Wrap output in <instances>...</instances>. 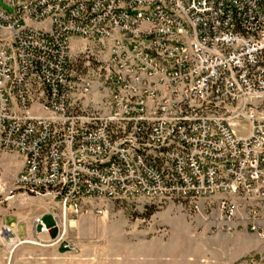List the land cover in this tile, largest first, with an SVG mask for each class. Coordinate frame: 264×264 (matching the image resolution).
<instances>
[{"label":"built area","instance_id":"obj_1","mask_svg":"<svg viewBox=\"0 0 264 264\" xmlns=\"http://www.w3.org/2000/svg\"><path fill=\"white\" fill-rule=\"evenodd\" d=\"M1 1L0 147L23 156L14 187L60 205L24 236L3 224L6 247L53 229L62 243L96 198L221 195L220 229L264 237V116L251 105L264 96V0ZM92 93L102 114L83 108Z\"/></svg>","mask_w":264,"mask_h":264},{"label":"rangeland","instance_id":"obj_2","mask_svg":"<svg viewBox=\"0 0 264 264\" xmlns=\"http://www.w3.org/2000/svg\"><path fill=\"white\" fill-rule=\"evenodd\" d=\"M0 6L9 9L1 0ZM0 34L5 36L1 31ZM76 44V40L72 39L71 47L73 50L76 48ZM72 60L76 73L82 71L84 76L91 77L92 64L86 58L78 59L74 55ZM81 100L86 112L102 114L106 111L105 99L98 95L92 93L83 96ZM251 102L258 114L264 116V96L251 98ZM217 113H223V110H218ZM234 129L237 134L243 135L248 132L249 124L247 120L240 119ZM22 163V155L16 151L4 150L0 147V229L4 222L10 224L19 221V232L24 236V219L29 221L35 214L46 211L59 214L60 205L52 195L32 196L14 187L12 184L13 178L20 170ZM221 199V195L201 197L197 200L176 197L162 199L145 197L90 199L85 201V206L90 210L66 223L63 238L66 241L75 243L77 251L69 250L70 252L55 257L51 254L49 248L42 246L52 244V242L42 239L39 241V239L32 236L29 238L33 242L8 248L0 235V264H80V259L83 260V264H91L90 246L92 244L121 242L124 237L127 239L136 238L137 235L147 234L148 232L150 234L152 232L160 233L159 236H164L163 232H166L167 239H171V241L185 245L193 244L197 240L206 239L210 226L205 221L214 222L212 228H215L218 223H222L219 220L220 211L218 209ZM239 201L245 203V200ZM194 204L198 208L195 209ZM96 207L102 208L104 213L94 212L93 209ZM240 210L242 211L241 208ZM48 215L50 214L43 213L44 219ZM239 228L245 229L244 226H239ZM221 242L226 251H230L226 252L228 258L235 255L240 250V246L249 248L254 243L250 239H244L240 244H234L227 240ZM62 243L54 244L61 245ZM258 255L259 259H262L261 263H264V251Z\"/></svg>","mask_w":264,"mask_h":264},{"label":"crops","instance_id":"obj_3","mask_svg":"<svg viewBox=\"0 0 264 264\" xmlns=\"http://www.w3.org/2000/svg\"><path fill=\"white\" fill-rule=\"evenodd\" d=\"M22 165L23 163L20 168ZM43 213L51 215L52 212L46 211L35 215ZM47 217L45 218L46 221L50 222ZM31 218L29 221L23 220L25 226L26 223H31ZM205 222L209 223L210 226L205 240H197L193 244L185 245L167 239L166 232H163L164 236H159L160 233L152 232L150 234L148 232L147 234L137 235L136 238L127 239L124 237L121 242L92 244L90 246V262L91 264H264L261 263L262 259L258 257V254L264 251L263 237L256 236L255 233L246 229L228 232L220 229L218 227L219 223L215 228H212L214 222ZM4 224L8 223L4 222ZM14 224H18L19 228V221ZM55 233L56 230L53 229L49 234H43L39 237L44 241H49L50 237L54 236ZM244 239H250L254 242L253 245L249 248L240 246V250L235 255L230 258L226 257V252L230 251H226L221 241L227 240L234 244H240ZM42 246L49 248L51 254L55 257L70 252L65 248L64 243L61 245L45 244ZM79 261L80 264H83L82 259Z\"/></svg>","mask_w":264,"mask_h":264},{"label":"water","instance_id":"obj_4","mask_svg":"<svg viewBox=\"0 0 264 264\" xmlns=\"http://www.w3.org/2000/svg\"><path fill=\"white\" fill-rule=\"evenodd\" d=\"M47 218L51 219V217H50V216H48Z\"/></svg>","mask_w":264,"mask_h":264},{"label":"bare ground","instance_id":"obj_5","mask_svg":"<svg viewBox=\"0 0 264 264\" xmlns=\"http://www.w3.org/2000/svg\"><path fill=\"white\" fill-rule=\"evenodd\" d=\"M29 242H33V241L31 240V241H29Z\"/></svg>","mask_w":264,"mask_h":264}]
</instances>
